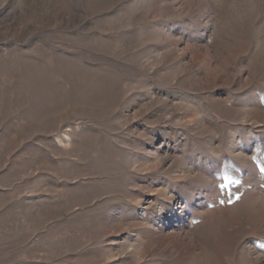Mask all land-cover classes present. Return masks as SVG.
<instances>
[{"label":"rangeland","instance_id":"1","mask_svg":"<svg viewBox=\"0 0 264 264\" xmlns=\"http://www.w3.org/2000/svg\"><path fill=\"white\" fill-rule=\"evenodd\" d=\"M223 24L0 0V264H264V57Z\"/></svg>","mask_w":264,"mask_h":264},{"label":"clouds","instance_id":"2","mask_svg":"<svg viewBox=\"0 0 264 264\" xmlns=\"http://www.w3.org/2000/svg\"><path fill=\"white\" fill-rule=\"evenodd\" d=\"M215 8L224 17L223 25L244 36L250 53L264 57V0H215Z\"/></svg>","mask_w":264,"mask_h":264},{"label":"snow or ice","instance_id":"3","mask_svg":"<svg viewBox=\"0 0 264 264\" xmlns=\"http://www.w3.org/2000/svg\"><path fill=\"white\" fill-rule=\"evenodd\" d=\"M253 159H255V158H253ZM260 171L264 172V168L260 169Z\"/></svg>","mask_w":264,"mask_h":264}]
</instances>
